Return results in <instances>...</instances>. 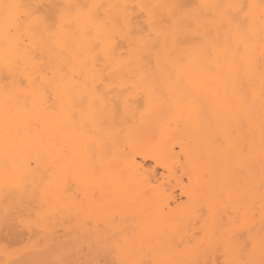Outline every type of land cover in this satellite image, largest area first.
<instances>
[{
    "label": "snow or ice",
    "instance_id": "6c2138e0",
    "mask_svg": "<svg viewBox=\"0 0 264 264\" xmlns=\"http://www.w3.org/2000/svg\"><path fill=\"white\" fill-rule=\"evenodd\" d=\"M0 264H264V0H0Z\"/></svg>",
    "mask_w": 264,
    "mask_h": 264
},
{
    "label": "bare ground",
    "instance_id": "6f19581e",
    "mask_svg": "<svg viewBox=\"0 0 264 264\" xmlns=\"http://www.w3.org/2000/svg\"><path fill=\"white\" fill-rule=\"evenodd\" d=\"M140 162L144 163L146 166H150L151 161H145L143 157L140 158Z\"/></svg>",
    "mask_w": 264,
    "mask_h": 264
}]
</instances>
